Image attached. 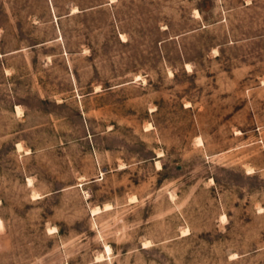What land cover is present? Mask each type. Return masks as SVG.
I'll return each mask as SVG.
<instances>
[{"label": "rangeland", "instance_id": "rangeland-1", "mask_svg": "<svg viewBox=\"0 0 264 264\" xmlns=\"http://www.w3.org/2000/svg\"><path fill=\"white\" fill-rule=\"evenodd\" d=\"M0 264H264V0H0Z\"/></svg>", "mask_w": 264, "mask_h": 264}, {"label": "bare ground", "instance_id": "bare-ground-1", "mask_svg": "<svg viewBox=\"0 0 264 264\" xmlns=\"http://www.w3.org/2000/svg\"><path fill=\"white\" fill-rule=\"evenodd\" d=\"M108 252V251H107Z\"/></svg>", "mask_w": 264, "mask_h": 264}]
</instances>
